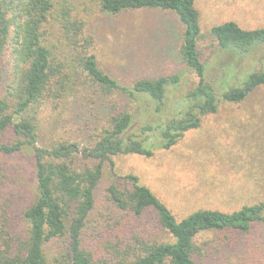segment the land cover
<instances>
[{
  "label": "trees",
  "instance_id": "16d2710c",
  "mask_svg": "<svg viewBox=\"0 0 264 264\" xmlns=\"http://www.w3.org/2000/svg\"><path fill=\"white\" fill-rule=\"evenodd\" d=\"M98 9L111 14L147 9L176 16L183 27L181 58L198 81L175 98L171 117L162 122L167 98L179 86V73L140 78L125 85L98 65L93 38L85 33L84 23L70 14L68 0H0V77L5 65L9 80V99H0V134L10 131L16 138L0 143V152L11 156L30 151L36 189L33 200L21 211L25 229L11 234L9 216L13 212L4 209L0 213V264H49L46 244L59 238L67 240L68 249L66 255L54 259L57 264H199L196 259L214 251L209 241L198 242L202 233L250 238L256 228H264V199L231 212L199 208L178 219L136 175L128 173L117 176L106 188L110 203L125 219H131L130 223L115 221L114 232L120 233V229L134 234L131 224L136 222L132 220L153 215L168 237L123 238L111 248L107 245L105 255L98 258L83 243L82 231L95 206V189L105 161L118 154L149 157L154 149H168L185 131L198 127L202 116L216 112L220 102H241L264 85V70L237 71L234 63L264 43V27L244 29L230 20L210 28L219 49L232 60L220 67L223 75L215 78L223 87L220 92L207 80V64L197 48L200 26L194 0H98ZM55 25L67 40L63 57L56 54L50 39ZM229 67L233 71L225 74L223 68ZM85 85L111 101V111L92 144L62 141L49 147L38 145L39 125L27 113L44 102L57 106ZM117 98L123 101L121 109H117ZM145 100L153 104L147 108L157 120L141 124L136 138L125 136L136 116L134 104ZM150 111L144 109L142 115ZM78 157L93 163L77 167ZM233 241L231 238L226 246L233 247ZM247 243L243 239L241 250L252 263H260L261 245Z\"/></svg>",
  "mask_w": 264,
  "mask_h": 264
},
{
  "label": "rangeland",
  "instance_id": "374dc122",
  "mask_svg": "<svg viewBox=\"0 0 264 264\" xmlns=\"http://www.w3.org/2000/svg\"><path fill=\"white\" fill-rule=\"evenodd\" d=\"M194 4L199 13L197 48L200 58L207 64V80L221 92L223 87L218 86L215 78L223 75L220 67L232 60L219 49L209 30L213 25L230 20L244 29L264 27V0H194ZM68 7L70 14L84 23L85 33L92 36L98 65L117 81L129 85L140 78L179 73V86L167 98L161 121L171 117L175 98L198 81L181 58L183 27L176 16L147 9H130L116 14L100 12L98 0H68ZM52 30L50 39L56 46L54 50L63 57L67 55V40L62 38L58 25ZM234 63L237 71L264 70V43ZM1 67L0 99L8 100V68ZM232 71V67L223 68L225 74ZM117 102V109H121L122 99L117 98ZM110 103L96 89H87L85 85L65 102L57 106L44 102L27 114L39 125L38 145L49 147L68 141L87 146L105 124V116L111 111ZM152 105L146 100L134 104L136 116L125 136L135 137L141 124L157 120L147 108ZM144 109L150 112L142 115ZM15 139L10 131L0 134V143ZM31 162L30 151L26 149L11 156L0 152V213L4 209L13 212L9 216L14 225L11 224L14 230L11 234L26 228L21 211L36 192ZM92 163L75 158L77 167ZM128 173L136 175L139 183L147 186L178 219L199 208L231 212L244 204L263 200L264 85L241 102H220L216 112L202 116L198 127L185 131L168 149H154L149 157L118 154L103 163L102 176L95 189V206L82 231L83 243L98 254L97 258L105 255L107 245L111 248L131 236L168 237L161 233L153 215L133 219L132 222H136L131 224L134 234L119 229L122 237L114 232L115 221L131 219H125L124 214L110 203L106 188L118 180L117 176ZM197 238L198 242L209 241L210 247L214 248L206 257L196 259L199 264H254L240 248L243 239L246 243L255 241L261 245L262 256L258 264L264 262L262 227L256 228L250 238L213 231L204 232ZM231 238H234V246H226ZM67 249V240L63 238L46 244L49 264H57L54 259L66 255Z\"/></svg>",
  "mask_w": 264,
  "mask_h": 264
}]
</instances>
